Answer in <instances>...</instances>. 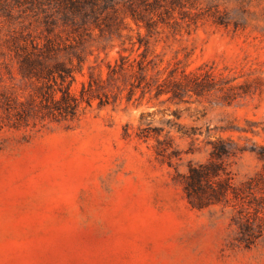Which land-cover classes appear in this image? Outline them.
<instances>
[{
    "label": "rangeland",
    "instance_id": "obj_1",
    "mask_svg": "<svg viewBox=\"0 0 264 264\" xmlns=\"http://www.w3.org/2000/svg\"><path fill=\"white\" fill-rule=\"evenodd\" d=\"M46 39L69 46L48 64L74 69L73 92L94 76L110 103L0 130V264H264V230L246 247L233 206L194 208L181 183L218 140L234 185L264 175V0H0V93L34 95L42 83L16 52ZM120 55L145 56L161 78L203 67L214 81L181 102L128 101L122 77L108 82ZM147 127L181 158L171 165L139 138Z\"/></svg>",
    "mask_w": 264,
    "mask_h": 264
},
{
    "label": "trees",
    "instance_id": "obj_2",
    "mask_svg": "<svg viewBox=\"0 0 264 264\" xmlns=\"http://www.w3.org/2000/svg\"><path fill=\"white\" fill-rule=\"evenodd\" d=\"M135 22L139 23L136 19ZM144 26L148 31L151 30L150 23H145ZM68 48L65 42L46 39L42 47L40 43L32 41L31 50L23 46L20 48L22 52H16L20 67L30 71L27 76L42 84L25 102L13 101L6 94L0 93V130L5 126L17 129L28 126L27 121L30 118L38 119L39 122L46 119H73L84 108L83 104L85 107H91L97 99L100 106L110 103V95L106 93V84L102 79L90 76L88 82L82 84L77 95L72 90V84L76 81L74 69L61 62L49 66V60ZM37 68L40 71H37ZM108 68V82L120 80L122 77L129 85L128 101L140 91L142 95L154 93L156 98L167 96L168 100L181 102L185 96L203 95L214 81V75L203 67L186 72L175 66L166 71L164 78L158 77L160 72L150 74L154 72V68L145 56L140 60H131L128 56L120 55ZM196 132V129H192L191 133L185 134L194 139ZM137 136L145 140L155 138L156 152L167 157L171 165L174 158H181L182 152L174 147L171 140L161 141L160 133L156 129L147 127L137 133ZM211 144V160L205 164H190L188 173L182 176L184 191L194 208L204 209L215 204L233 206L232 221L238 229V241L250 247L263 235L264 230V217L260 216L264 210V175L258 173L256 177L249 178L240 186L234 185L230 173L219 162L223 157L231 156L230 149L222 140ZM256 154L264 165V147H260Z\"/></svg>",
    "mask_w": 264,
    "mask_h": 264
}]
</instances>
